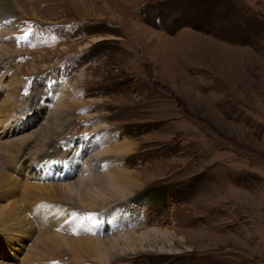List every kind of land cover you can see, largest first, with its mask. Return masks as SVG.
Returning a JSON list of instances; mask_svg holds the SVG:
<instances>
[{
    "label": "rangeland",
    "instance_id": "374dc122",
    "mask_svg": "<svg viewBox=\"0 0 264 264\" xmlns=\"http://www.w3.org/2000/svg\"><path fill=\"white\" fill-rule=\"evenodd\" d=\"M7 1L0 111L23 116L0 120V211L22 222L0 217V264H264V0ZM106 159L126 197L105 210L40 192ZM72 217L75 240L133 249L40 253Z\"/></svg>",
    "mask_w": 264,
    "mask_h": 264
},
{
    "label": "bare ground",
    "instance_id": "6f19581e",
    "mask_svg": "<svg viewBox=\"0 0 264 264\" xmlns=\"http://www.w3.org/2000/svg\"><path fill=\"white\" fill-rule=\"evenodd\" d=\"M11 8L12 6L9 4V2L7 0H0V27L3 26L4 21L8 20L9 17H7V14L11 12ZM13 10V9H12ZM1 53V52H0ZM1 55V54H0ZM3 55V54H2ZM8 56V55H7ZM2 83V82H1ZM0 83V86H1ZM12 93V92H11ZM13 97V96H12ZM10 101V100H9ZM14 106V105H13ZM18 106V105H17ZM61 107V106H60ZM13 108V107H12ZM68 109V108H67ZM24 110V109H23ZM21 115V116H19ZM18 116V117H17ZM23 113L22 110H19L16 113H12L11 111H8V107H2V111H0V120H2V122L4 121L6 124V128L8 125V121L11 119H19V117H22ZM3 117V118H2ZM16 119V120H17ZM59 120V119H58ZM65 120V119H64ZM4 123V124H5ZM60 124V123H59ZM56 126V125H55ZM12 127V126H11ZM11 127H9L11 129ZM62 127V126H61ZM5 128V127H4ZM5 128V129H6ZM4 129V131H5ZM9 129V130H10ZM46 129L45 128L43 130L44 133H46ZM16 130V129H14ZM49 130V129H48ZM7 131V129H6ZM49 132V131H48ZM7 134H5L6 136ZM21 135V134H20ZM47 135V134H46ZM8 137H10L11 135H7ZM53 136V135H51ZM50 136V137H51ZM7 137V138H8ZM6 138V137H5ZM47 138V137H46ZM49 138V137H48ZM18 139V138H17ZM16 139V140H17ZM50 140V139H49ZM7 141V140H6ZM19 141V140H18ZM19 145L21 142H18ZM18 143L16 144L18 146ZM10 144V143H8ZM15 145V146H16ZM2 147V146H1ZM7 148L9 149L10 147L7 146ZM84 148V147H83ZM117 149H120V152H122V146H117ZM15 149V148H14ZM92 149V148H91ZM1 151V150H0ZM14 151V150H13ZM46 151V150H45ZM95 151V150H94ZM126 151V149L124 150ZM12 152V151H10ZM16 152V151H15ZM23 152V150H20L19 148L17 149L16 155H17V159H18V155H20ZM90 152V151H89ZM1 153V152H0ZM7 153V152H6ZM88 153V151H87ZM103 156H106L107 152H103L102 151ZM105 153V154H104ZM9 154V153H7ZM5 154V155H7ZM10 155V154H9ZM45 155V154H43ZM75 155V154H74ZM92 155V152H91ZM25 156V154H24ZM37 156V155H36ZM41 156V154H40ZM6 157V156H5ZM119 157V156H117ZM2 158V157H1ZM11 158V157H10ZM41 158H43L41 156ZM107 158V157H106ZM20 159V158H19ZM47 159V158H46ZM110 159V158H109ZM37 160V159H36ZM39 160V159H38ZM44 160V159H43ZM60 160V159H59ZM7 164L10 162L6 161ZM5 162V163H6ZM13 162V161H12ZM11 162V163H12ZM64 162V161H63ZM106 163V164H110L111 166H114L112 170H105L104 171V166H100V168L103 170V172L105 173L104 177L102 178L103 180L100 182H92L88 181L87 179H85L84 176H81L82 174H80L78 172V185H68L69 183V176H66L64 174H62L61 177H59V179H57V184L58 186L56 188H51L49 187H43L40 189V192L46 191V195H48V197H52L53 199L56 197V195L60 198H62L63 200L67 201V202H71V203H75V205H70L72 207H76L79 210V214L81 216H78L80 218H82V214H85L87 212L90 211H99V210H103L104 208L124 199L126 197V194H122L120 190H122L123 188H125L126 186V181L125 178L126 176L123 175L122 173L120 174V172L116 171V161H108L107 159L104 161H101L100 163ZM10 164V163H9ZM65 164V163H64ZM3 165V164H2ZM14 165V164H13ZM104 165V164H103ZM90 166V165H89ZM106 166V165H105ZM14 167V166H13ZM95 168V167H94ZM6 169V168H4ZM3 169V170H4ZM65 169V168H64ZM81 170V169H80ZM5 171V170H4ZM66 171V169H65ZM76 172V171H75ZM73 172L72 174H77ZM90 172V170L88 171ZM123 172V171H122ZM84 173V172H83ZM89 174V173H88ZM84 175V174H83ZM94 175V174H93ZM90 176V175H89ZM105 178V179H104ZM93 179V178H92ZM77 180V179H76ZM100 180V179H99ZM16 182V181H15ZM14 183V182H13ZM12 182H10V178L7 174L3 173L0 170V189L3 187H7L8 185L6 184H13ZM26 184V182H25ZM70 184V183H69ZM54 185V184H53ZM38 186V185H37ZM25 188V187H24ZM10 189V188H9ZM18 189V188H17ZM30 193H36L35 191L37 189H32V188H28ZM126 189V188H125ZM4 190H6L4 188ZM26 190V189H25ZM39 190V189H38ZM51 190V192H50ZM8 191V190H7ZM12 191V190H11ZM28 191V190H27ZM54 191V193H53ZM10 192V190H9ZM25 192V191H24ZM50 192V193H49ZM5 193V192H4ZM29 193V192H27ZM26 193V194H27ZM9 194V193H8ZM7 195V194H6ZM40 195V194H39ZM45 195V196H46ZM10 197V196H9ZM27 197L28 194H27ZM26 198V195H25ZM34 198V197H32ZM40 198V197H39ZM10 199V198H9ZM28 199V198H27ZM20 199H18L19 201ZM26 200V199H24ZM41 200V199H40ZM56 200V199H55ZM16 201V200H15ZM27 201V200H26ZM22 202H25L22 200ZM26 203V202H25ZM24 203V204H25ZM29 203V202H28ZM61 203V202H60ZM36 204V203H35ZM64 205V204H63ZM34 210V209H33ZM105 210V209H104ZM106 212V211H105ZM117 212V211H116ZM77 213V211H76ZM112 213V212H111ZM90 214V213H89ZM110 214V213H109ZM120 214V213H119ZM22 215L20 209L17 207L16 204H13L9 207H5L0 211V217H2V221L9 219V223H11L12 221L16 222V224L18 223L17 220H21L19 219L20 216ZM40 216V215H39ZM77 216V218H78ZM11 218V219H10ZM43 218V217H41ZM23 219V218H22ZM114 219V218H113ZM7 221V223H8ZM73 221H76V219L72 218H68L66 220L63 221V229L68 230L67 233H59V235H55L53 237V239L50 240V243L45 242V240L43 239V242L40 243V246H36L37 250H41V247H44L45 249H47V252L49 251V253H54V252H60V251H65V252H69L72 256V259L76 261V263H82L84 262L85 256L87 255L88 257H92V259H95L97 261H104V260H108L109 258H111L112 256H115L114 252H116V250L123 251L122 247L125 246H129L128 242L136 239V238H131L133 237V235L130 237V239L128 238V236L125 237H121L119 239H112L109 241H105V240H100V239H93V240H80L77 241L75 240L74 237V223ZM22 222V220H21ZM6 223V224H7ZM4 223L0 224V227L3 226ZM22 224V223H21ZM20 224V227H21ZM18 228H19V223L17 224ZM78 225V224H77ZM29 226V225H28ZM16 227V226H15ZM96 227V226H95ZM98 227V226H97ZM100 227V226H99ZM4 227H2L3 229ZM22 228V227H21ZM29 228V227H28ZM1 229V231H2ZM20 229V228H19ZM31 229V228H29ZM23 233V232H22ZM157 232H153L152 235L156 234ZM135 235V232H134ZM43 236V235H42ZM138 236H140V240H146L148 239V237L145 235V233H142L141 235L139 234ZM46 239V238H45ZM107 240V239H106ZM49 241V240H48ZM123 241L122 245H120V242ZM134 242V241H133ZM32 246V245H31ZM127 249L132 250L133 247H128ZM35 250V249H34ZM28 252V251H27ZM29 253V252H28ZM27 253V254H28ZM33 253V252H32ZM35 253V252H34ZM41 253V251H40ZM64 253V252H63ZM46 254V253H45ZM66 254V253H65ZM33 255V254H31ZM41 255V254H40ZM56 255V254H55ZM23 257V256H22ZM25 258V257H24ZM36 258V257H35ZM51 258V257H50ZM26 259V258H25ZM71 259V258H70ZM25 264V263H24Z\"/></svg>",
    "mask_w": 264,
    "mask_h": 264
},
{
    "label": "snow or ice",
    "instance_id": "6c2138e0",
    "mask_svg": "<svg viewBox=\"0 0 264 264\" xmlns=\"http://www.w3.org/2000/svg\"><path fill=\"white\" fill-rule=\"evenodd\" d=\"M5 23H8V21H5ZM26 35H27V34H26ZM23 39H25L24 36H22V37H18V38H17L18 41H19V40H23ZM51 163H52V164H56V163H58V162H57V161H51ZM73 215H75V214H73ZM95 215H96V214H94V213L89 214L87 218L90 219V220H92L93 223H95Z\"/></svg>",
    "mask_w": 264,
    "mask_h": 264
}]
</instances>
